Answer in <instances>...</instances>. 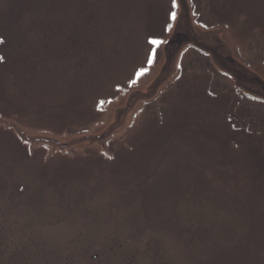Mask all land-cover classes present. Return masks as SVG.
Returning <instances> with one entry per match:
<instances>
[{"label":"rangeland","instance_id":"rangeland-1","mask_svg":"<svg viewBox=\"0 0 264 264\" xmlns=\"http://www.w3.org/2000/svg\"><path fill=\"white\" fill-rule=\"evenodd\" d=\"M190 1L199 25L204 29L224 26L227 30L223 37L233 47L236 59L264 79V0ZM167 4L160 34L144 31V26L152 30V20L159 18L162 6ZM172 10L171 0H0V118L19 122L31 134L39 133L36 129H40L57 136H67V128L78 122L96 119L97 124H107L114 107L104 108L91 120L89 114L82 118L84 111L79 113L84 114L81 117L74 111L96 99L108 83H114L112 79L119 72L131 71L134 68L131 66L148 54L145 66L134 72L137 76L130 81L150 71L141 83L138 81L141 89L149 84L163 61L158 53V63L151 69L158 44L146 43L147 36L157 41L163 39L172 20ZM144 14L147 17L143 20ZM181 64L183 76L179 83L160 96L156 108L143 110L142 115L132 120L130 129L116 138L113 145L116 155L112 157L115 160L94 157L88 158L87 163L88 160L78 156L42 162L47 150L39 149L31 155L20 143L15 145L0 138V241L3 243L0 249H5L2 253L5 261L210 264L209 261H226L225 254L231 251L236 258L227 261L233 264L257 256L250 254L249 242L255 234L253 242L261 243L264 220L259 219L256 209L238 202L246 193L227 194L232 185L217 181L220 178L236 182L248 177L245 168H238V153L229 152V140H225L226 136L223 140L218 128L209 123V126L201 123L199 127L195 121L194 126L184 125L183 129L173 126L164 129L161 139L167 133L186 134L189 151L187 144L180 142L167 150L168 139L166 145L163 141L157 145L154 142L147 151L149 154L136 150L142 136L161 130L160 124L172 123L168 121L171 109L179 102L178 96L182 98L180 94L186 86V92L191 91L188 107L195 104L196 95L202 97L204 86L214 95L229 91V80L214 73L207 58L190 51ZM195 70L214 73L213 81L205 75L198 76ZM120 97L115 99L119 101L117 105L124 99ZM29 101L36 103L20 111ZM40 101L45 102L44 111L38 106ZM227 103L226 115H229L233 104ZM242 103L246 105L244 108H252V104ZM207 104L210 106V102ZM51 106L57 111L47 108ZM72 109L71 116L63 114ZM156 109L160 110V124ZM17 110L20 112H14ZM48 111L54 114H44ZM46 115L61 123L49 120ZM235 117L237 126L245 128L243 109ZM206 118L211 120L205 115L204 121ZM39 119L51 122L44 125L38 123ZM34 124L35 129H29ZM99 130L98 126L93 129ZM216 138H219L217 144ZM248 141L243 143L250 145ZM130 148L136 151L131 152ZM259 150L264 159V142ZM117 156L124 160L114 167ZM223 163L230 165L235 173L220 174L218 167ZM151 164L157 166L153 168ZM170 164L179 167L176 178L181 177V181L174 178L178 184L174 183L169 191L167 185V189L165 186L153 189L150 184L156 178L170 174ZM256 199L259 213L264 216V204L260 201L259 205ZM249 224L255 228L252 235L247 233Z\"/></svg>","mask_w":264,"mask_h":264},{"label":"water","instance_id":"water-1","mask_svg":"<svg viewBox=\"0 0 264 264\" xmlns=\"http://www.w3.org/2000/svg\"><path fill=\"white\" fill-rule=\"evenodd\" d=\"M175 2L177 9L175 19L159 46V55L162 54L163 61L161 67L143 89L139 87V82L141 83L150 71L140 75L135 81H130L134 76L132 75L124 86L114 87L115 97L107 98L105 104L106 107H114L110 122L97 124L95 119L88 125L86 131L69 133L67 136H57L40 129H36L39 133L31 134L19 122L1 118L0 129L11 133L29 153L38 149L47 150L44 162L56 156L74 159L78 156L94 158L103 155L104 159L109 160L112 156L110 147L113 148L115 156L114 141L130 129L132 120L149 109V105L158 100L167 89L179 83L180 70L183 69L181 62L190 51L205 55L213 70L226 77L234 90L247 98L264 103V79L248 65L236 59L233 47L223 37L224 30L227 29L222 25L211 29L196 25L189 0H175ZM157 63L156 60L151 69H154ZM117 97L124 98L119 105H117L119 101L115 100ZM143 117L145 120V116ZM38 123L49 124L42 120ZM35 125L30 126L29 129H35ZM97 126L100 130L93 131Z\"/></svg>","mask_w":264,"mask_h":264},{"label":"trees","instance_id":"trees-1","mask_svg":"<svg viewBox=\"0 0 264 264\" xmlns=\"http://www.w3.org/2000/svg\"><path fill=\"white\" fill-rule=\"evenodd\" d=\"M171 3L173 4V0L171 1ZM149 6H150V4L147 5L146 9H149ZM168 6H169V4H167L166 7L163 5L161 8V11L159 12V15H158L159 18L155 21L152 20L151 23L154 24V27H152V30H149L148 26H144L143 30L147 31V33H149L150 35H153V34L159 35L160 32L163 30V27H164L163 25L165 22V16H166V12L168 10ZM174 9L175 8H173L172 11H174ZM146 17H147V15L144 14L143 20ZM160 19H162V21L158 22L155 26V23L157 21H159ZM166 33H165V36H166ZM150 35L147 36L146 43H148V41L150 39ZM165 36H164V38H165ZM144 53H145V55L147 54L146 51H144ZM148 55L145 58H143L140 62H138L136 65L131 66V67H134L131 71L127 72V70H125V71L122 70L124 75L122 73L120 74V72H119V75H116L117 77L115 76L116 78L114 77L112 79V80H114V83L112 82L110 85L108 83L107 87L104 89V91H102L101 95H98V97H96V99H94V100H90L89 102H85L83 104L85 106L82 105L81 107L76 108V109H80V110H76L74 112H76V114L78 115L80 112L84 111L85 115L79 114L80 117L84 115L82 117V118H84L86 116V114H89L90 120L93 117L99 116V112L96 109L100 106V104L103 103L104 99L114 98L115 94H116L114 87L124 86L127 83V81L132 77L134 72L140 71L142 69V67L145 66V64H146L145 59H147ZM195 71H196L195 73L198 74V76L205 75V77L209 81H213V79H214L213 78L214 73H212V72L207 73L206 71H204V72L200 71V70H195ZM199 74H201V75H199ZM194 75L195 74L192 75V78H194ZM181 78H182V71H181V76L178 79L180 80ZM209 81H208V83H210ZM209 87L211 88V85H209ZM211 89L213 90V88H211ZM105 90H106V92H105ZM186 90H187V86L184 88V90L180 94V96H182V98H179V96H178L177 99H179V102L176 104V107H173L171 109V114H170L171 117L168 120V121L172 122L170 125L160 124L161 120H162L161 115H160V110L156 109L157 111L159 110L156 118L158 119V122H159L158 124H160V127H162V129L155 131L154 133H151V134L149 133V134H146L145 136H142V138H140V140H138L139 146H138V149H136V150H138V153L144 152L145 154H149V152H147V151L152 149V144L154 142H156L154 145L160 144L159 143L160 141H163L164 142L163 144H165L166 139H168L170 141V144L167 146V150H168V147L170 145H175L177 142H180L181 144H183V143L187 144L186 141L189 139L186 138V136H185L186 134L179 132V131L177 132V135H173L174 137L171 136V134L167 133V135H165V137L163 139H161L164 136V132H165L164 129L169 128L170 126H173L174 129H178V128L183 129L184 125H187V126L193 125L194 126L195 121H197V124H198L197 126H199V127H200L201 123L204 126H209L208 125V123H209L213 127L218 128L219 131H221V136H223V140H224L225 136L228 138L225 140L226 141L229 140V147H228L229 152L238 153L237 161L240 160L239 162H237V164L239 165L238 168H240L242 166L243 168H245L244 169L245 172L248 171V177L247 178L239 179L236 182L235 181H229L228 179L225 182L223 180H220V178H218L217 181L221 182L225 186H231L232 185V187L231 188L229 187L230 189H228V192H230V191L231 192L227 193V194H238V193H242V192L246 193V195L244 196L243 199H241V198L238 199L239 200L238 202L243 206H247L249 209H256V211H258L257 215H258L259 219L261 221L264 220V216L260 215V213H259L260 210L258 208V205L255 204L257 202L256 198H258L259 205H260V201L263 202V204H264V159L261 157L260 150H259V146L264 142V103L245 97L239 91L234 90L231 87V85H230L229 91L220 92L218 94L216 93L215 95L210 93V89H208L207 86H204L203 94H202L203 99H202L201 95H199V96L196 95L197 97H195V100H194L195 104L193 106L188 107L190 101H188L187 99L190 96L191 91L188 90V92H186ZM232 91L235 93L234 96L231 93ZM207 101L210 102V106L207 104ZM227 102H230L231 104H233V108H231V110L229 111V112H231L229 115H226V112L229 108V105ZM242 102H248L249 104H252V108H250V106H248L250 109L244 108L246 105H243ZM35 103L36 102H34V101H29L23 106V109H21V110L18 109V110L24 112L25 111L24 109H27V108L29 109L30 107L34 106ZM44 104H45L44 101L39 102L38 106L40 107V110L44 111L46 109V105H44ZM157 104H158V100H156L155 102L150 104L149 107H152V106L155 107V105H157ZM53 106L55 108H57V104H54ZM60 106H64V105L61 104ZM54 107L51 106V107H47V108L52 109V110H56ZM74 109H72L70 112L66 111L63 114H68L71 116ZM241 109H243V111H244V116H245L244 118L246 120L245 123H247L246 126H244L245 128H243L241 126H237L236 120H235V118H236L235 115ZM18 110L14 111V112H16V113L20 112ZM67 110H69V109H67ZM48 112H50V111H48ZM44 114H54V111H51L50 113L44 112ZM205 115L209 116L211 118V120L207 121V118H206L204 121ZM224 115H226L225 119L223 118ZM46 116H48V115H46ZM49 117L50 116H48L47 118H49ZM242 117L240 119H242ZM201 118H203L202 121L200 120ZM49 120L57 121V120L50 119V118H49ZM49 120H45V121L50 123L51 121L49 122ZM93 121L94 120H92L90 122H78V124H76V126L70 125V127L67 128V132L68 133H79V132L86 131L88 129V125ZM57 122H58V124L61 123L59 121H57ZM0 132L3 133V135H0L1 136L0 138L7 139L8 141H10V143H14L15 145L19 144L18 140L11 133L4 131L2 129H0ZM210 140H212V139H210ZM244 140H249L248 142L251 146L246 144L245 142L243 143ZM262 140H263V142H262ZM218 141H219V138H216V140L214 139L215 144H217ZM243 144H245V145L243 146ZM255 144L257 145V147H255ZM186 147H187L186 150L189 151V149H190L189 144H187ZM222 147H223V145H222ZM224 148H222V149H224ZM129 150L131 152L136 151V150L134 151L133 148H130ZM195 151H198V149H196ZM150 152H152V151H150ZM112 153H113V148L110 147V154L112 155ZM21 156H23V158H27L24 154ZM98 157L103 158V155L98 156ZM98 157H95V159H97V160L100 159ZM118 157L119 156H117V158H116L118 161L115 162L112 166L115 167V166L119 165L120 163L122 164L123 158H121V156L119 158ZM85 159L88 160V157H86ZM125 159L128 160L129 157L128 158L126 157ZM101 160H103V159H101ZM42 162H44V161L42 160ZM89 162H90V160L87 161V163H89ZM206 162H210V159L208 161L206 160ZM100 163H102V162H100ZM59 165H63V163H61ZM150 166H152L154 168L157 165L151 164ZM208 166H209V163H208ZM208 166L206 168H208ZM170 168H171V171L169 172L170 173L169 175L164 174L159 179L156 178V181L154 180L150 184L153 189L157 190V188H159L160 186H165V189H167V187H166V185H167L169 188L167 190L169 191V190L173 189V186H175L174 183L178 184L177 181H181L180 180L181 177L176 178L180 174V171H179L180 169L177 166V164H175V165L170 164ZM218 172H220V174L223 172L235 173V171L231 169L230 165H225L224 163L220 167H218ZM236 172H237V170H236ZM250 174H252L251 177H249ZM167 176L168 177L170 176L171 178H168ZM165 177L168 179L165 180ZM174 178L179 179V180L173 181ZM164 180H165V182H164ZM142 181H143V179H142ZM158 182H160L162 185H159L160 183L158 184ZM189 189L191 190L192 187H189ZM194 190H196V189L194 188ZM227 194L224 193V195L228 199ZM245 199H247L248 201H246ZM234 201H236V200H234ZM253 216H255V215H253ZM247 227H248L247 233L251 234V235L254 234L255 228H252L253 226L250 224L247 225ZM254 235H252L253 236L252 241L249 242L250 249H251L250 254L256 253L257 256L254 259L247 258L243 261L237 260L233 264H251V260H252V264H263L264 263V236L261 235L262 238L259 239V241H261V243L257 245L256 243L253 242L256 240V238H254ZM0 244H3V243L0 241ZM255 244L257 246L260 245V247H257ZM4 250H5L4 248L0 249V264H13L14 263L13 261L10 262V261L6 260L7 261L6 262L5 259L3 258L4 255L2 256V253L4 252ZM256 250H258L259 252H257ZM233 254H234V252H231V251H229L227 254H225L226 261H223L224 263L222 261H218V260H215L214 263L212 261H209L208 263H210V264H222V263L228 264L227 260H230V258H234V259L236 258V256L233 257ZM14 264H16V263H14Z\"/></svg>","mask_w":264,"mask_h":264},{"label":"snow or ice","instance_id":"snow-or-ice-1","mask_svg":"<svg viewBox=\"0 0 264 264\" xmlns=\"http://www.w3.org/2000/svg\"><path fill=\"white\" fill-rule=\"evenodd\" d=\"M172 6H173V8L176 7V2H175V0H173V4H172ZM171 15H172V18L175 19V13L173 12ZM149 43H150V44H158V43H160V41H157V40H155V39H150V40H149ZM150 62H151V58H150Z\"/></svg>","mask_w":264,"mask_h":264}]
</instances>
